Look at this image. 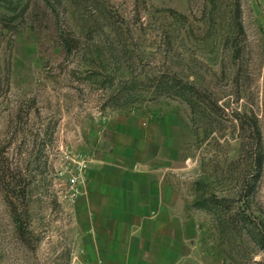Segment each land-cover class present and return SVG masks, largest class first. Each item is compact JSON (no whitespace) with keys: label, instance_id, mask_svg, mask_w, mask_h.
<instances>
[{"label":"rangeland","instance_id":"obj_1","mask_svg":"<svg viewBox=\"0 0 264 264\" xmlns=\"http://www.w3.org/2000/svg\"><path fill=\"white\" fill-rule=\"evenodd\" d=\"M240 2L243 30L236 0H0V264L144 263L95 168L164 176L169 264H264V0Z\"/></svg>","mask_w":264,"mask_h":264},{"label":"crops","instance_id":"obj_2","mask_svg":"<svg viewBox=\"0 0 264 264\" xmlns=\"http://www.w3.org/2000/svg\"><path fill=\"white\" fill-rule=\"evenodd\" d=\"M97 169L91 174L92 183L86 192L89 207L102 218H122L117 219L118 227L124 233L122 241L127 247L137 246L140 263L169 264V236L165 234L169 223L161 219L164 211L169 209L164 176L158 170L127 169L121 175L103 170L99 178ZM154 176L156 181H148ZM177 257L172 255L173 260Z\"/></svg>","mask_w":264,"mask_h":264},{"label":"trees","instance_id":"obj_3","mask_svg":"<svg viewBox=\"0 0 264 264\" xmlns=\"http://www.w3.org/2000/svg\"><path fill=\"white\" fill-rule=\"evenodd\" d=\"M236 6H237V13H238V27L240 29H244L243 22L241 21L242 18V9H241V2L240 0H236ZM152 83L155 84V86L159 89L161 88H168L169 92L180 96L182 98H185L190 101V103H193V99H197L201 97V91L196 88L193 84L190 82L185 81L184 79L173 76L169 77V79L163 77L155 79ZM138 96L135 97V94L131 93L126 96V103H133V101L137 100ZM254 130H258L257 122L253 124ZM22 230V228H21ZM261 245L264 249V238L261 240Z\"/></svg>","mask_w":264,"mask_h":264}]
</instances>
